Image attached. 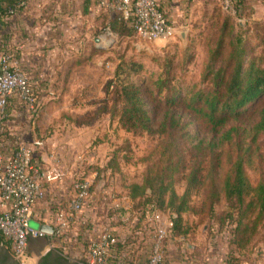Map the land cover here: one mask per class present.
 I'll return each mask as SVG.
<instances>
[{
    "label": "rangeland",
    "instance_id": "rangeland-1",
    "mask_svg": "<svg viewBox=\"0 0 264 264\" xmlns=\"http://www.w3.org/2000/svg\"><path fill=\"white\" fill-rule=\"evenodd\" d=\"M254 1L245 0L239 13L231 14L222 8L221 0H206L207 3L202 7L195 0H188V5L181 0L177 2L180 12L176 36L149 41L120 25L117 31L112 29L114 35L107 34L112 44L104 51L95 48L93 36L106 33L105 26L111 23L116 14L109 16V22L101 15L89 42L93 52L102 54L99 56L103 59L98 57L94 61L95 65L88 68L85 93L80 98L76 96L78 92L73 93L71 107L64 105L60 98L57 100L59 107L55 109H46L45 106L30 109L31 125L36 123L37 126L48 112L55 114L53 121L42 122L41 131L40 128L35 129L36 136L43 140L55 136L56 149L59 148L66 159L67 172L64 171V176L69 177L68 185L76 179H88L92 172L97 171L99 182H113L112 186H117L118 191L131 196L134 184H144L149 175L151 178L157 176L158 171L168 165L165 160L169 155L164 153V144L169 136L174 137L179 143L178 155L183 159L186 169L175 176L173 187L182 195L188 185L187 177L194 169L199 170L200 177L191 193V209L183 214L184 222L188 223L186 227L184 224V229L190 230L192 235L183 244L198 243L204 233L216 250L215 259L223 258L233 264H264V215L256 228L243 235V223L248 220L243 219L241 225L239 218L235 221L228 217L229 208H234L223 197V193L213 209L205 205L204 201L210 202L213 184L221 189L231 167L229 147L214 146V142H218L222 130L227 127L254 123L264 107V99L251 105L252 109L244 117L217 128L206 117L189 108L188 103L198 90L209 91L214 87V75L208 74L212 63L210 58L227 18L234 27V35L244 40L250 57H258L264 66V2ZM132 62L142 65L140 72L131 68ZM218 67L219 64L215 66ZM128 81L140 88L152 119L148 130L129 128L120 120L124 105L120 89ZM172 97L175 98L174 103L169 102ZM85 98L94 102L80 105L78 101ZM171 113L180 116L178 129L163 128L164 119ZM169 131H173V134L169 135ZM258 146L255 162L246 167L247 176L253 185H257L264 177V133L258 139ZM92 152L95 153L94 157ZM235 158L236 153L233 154V160ZM169 195L167 192L166 203ZM57 196L51 191L43 209L40 208L49 221L54 220L55 207L61 205L60 201L56 202ZM158 212L170 216L167 205L158 209ZM252 217H257V213ZM128 222L129 219L123 222V228L129 227ZM238 224L241 228L237 230ZM31 225L38 228L40 222L33 218ZM197 233L200 234L198 239ZM247 237L250 238L244 244ZM71 242L75 243L73 239L68 240L67 245L59 242L52 249L64 250L63 253L73 263L84 262L86 241H80L84 249L77 251V254L74 247H70ZM196 256L200 260L203 254L197 252ZM14 261L19 264L16 258Z\"/></svg>",
    "mask_w": 264,
    "mask_h": 264
},
{
    "label": "crops",
    "instance_id": "crops-1",
    "mask_svg": "<svg viewBox=\"0 0 264 264\" xmlns=\"http://www.w3.org/2000/svg\"><path fill=\"white\" fill-rule=\"evenodd\" d=\"M22 1H26V4L22 5ZM178 1L181 0H160L163 11L175 25H177L180 12ZM184 1L187 5L189 4L188 0H182V3ZM195 1L201 7L206 2V0ZM257 1L254 2L257 3ZM260 1L264 2V0ZM98 2L99 0H0V8L3 11L0 14V61L3 54H11V63L20 66L29 76L36 95L37 108L45 106L46 109H55L59 107L57 104L60 98L63 99L64 105L68 104L67 106L71 107L73 93L78 92L79 95L76 96L80 98V95L87 90V70L92 68L95 65L94 61L101 57L99 55H102L93 52L89 38L91 36L92 39L94 29L98 26V17H106V21L109 22V16L113 14L112 12L99 11ZM11 9L15 11L8 14ZM106 27L107 25L104 31H106ZM106 36L105 32L99 36H93L95 48L99 51L106 49L104 43L109 41ZM68 96L72 97L71 101ZM90 100L85 98L78 102L80 105L94 102H90ZM53 117L55 114L48 112L47 117L39 120L40 123L37 126L36 123L31 125L29 106L19 98L12 97L7 106V120L1 145L2 153L10 155L19 145L39 139L35 129L40 128L41 131L40 126L45 122L53 121ZM43 141L46 146L44 150L53 152L59 158L63 171L67 172L66 159L59 148L56 149L55 136L47 137V140ZM42 152L43 150L37 152L39 161L43 160L40 156ZM91 155L94 157L95 153L92 152ZM96 172H92L88 178L93 182V186L81 217L84 224L80 227V236L73 239L75 243L71 242L70 247H74L76 252L74 253L77 254V251L84 249L81 247L80 241H86L94 235H98L100 229L110 228L121 240V251L130 246L131 253L126 256L128 264H146L147 251H149L151 243L148 223L153 218V212L138 207L131 196L118 191L117 186H112L113 182H99ZM68 178V176H64L59 182L46 184L47 198L33 211L36 221L39 217H44L43 210L40 208L46 204L51 191L58 195L56 202L60 201L59 207L63 206V203H66L70 198L72 181L68 185ZM55 211H57V206ZM161 216L164 219L168 218L162 213ZM128 219L129 227L123 228V222ZM184 224L185 227L188 225L187 222ZM125 229L127 231H124ZM202 234L198 243L186 242L183 244L192 236L190 230L186 235L171 239L167 243V264H227L223 258L215 259V248L208 242L207 236ZM199 235L197 233V239ZM71 237L73 236L59 238L56 235H47L31 239L24 264L28 262L40 264L41 258L54 252L52 248L57 243L61 242L67 245L68 240L72 239ZM127 242L130 243L127 245ZM0 248L14 261L15 257L5 244L0 242ZM63 251L56 250V253L62 258L70 260ZM85 251H87V246ZM197 252H202L203 259L197 260ZM18 262L23 264L20 260ZM70 262L74 261L70 260ZM79 264L87 263L84 261Z\"/></svg>",
    "mask_w": 264,
    "mask_h": 264
},
{
    "label": "trees",
    "instance_id": "trees-1",
    "mask_svg": "<svg viewBox=\"0 0 264 264\" xmlns=\"http://www.w3.org/2000/svg\"><path fill=\"white\" fill-rule=\"evenodd\" d=\"M244 2L245 0L235 1L238 13ZM14 11V9H11L8 14H12ZM1 13L3 11L0 8ZM107 25L112 32L113 30L117 31L120 25L122 28H129L134 31L132 18L125 20L116 16ZM234 32V27L230 19L227 18L224 21L217 46L212 51L210 58L212 63L209 66L208 74L214 75V87L209 91L198 90L190 97L188 103L189 108L206 117L214 128L222 127L231 120H239L252 109L250 108L251 105L254 106L264 99V66L258 57H250L244 40L242 37L234 35ZM217 64H219V67L215 68ZM130 65L137 72H140L142 68V65L135 62L130 63ZM120 94L124 102L120 114L122 123L129 128L150 129L152 119L139 86L128 81L121 87ZM171 100L168 99L171 103L175 102V98L172 97ZM180 124V116L171 113L164 119L163 128L175 130L178 129ZM263 133L264 107L254 123L248 126L234 124L227 127L222 130L218 142H214V146L229 147L231 153L228 160L231 162V167L224 179L222 188L219 189L213 184L210 192V202H204L209 209H213L215 202L219 200L221 193H223V197L234 208V210L231 207L229 208L231 211L228 217L235 221H238L239 218L241 225L243 219L248 220L247 223H243V235L256 228L257 222L264 215V177L257 185H253L246 172V167L253 165L255 162V157L259 152L258 139ZM172 134L173 131H169V135ZM175 140L174 137L169 136L164 144V153L169 155L165 160L168 165L158 171L157 176L151 178L149 175L144 184H134L131 192V198L135 201V204L150 212L155 213L158 209L165 208V205L169 207L170 217L174 223L172 230L174 237L188 233V230L184 229L183 214L191 209V193L200 181L199 170L194 169L187 177L188 185L182 195H179L173 187L175 176L186 169L183 159L178 155L179 143ZM232 153H236L235 160H233ZM167 192L170 194L168 203L165 199ZM255 213H257V217L253 219L252 216ZM241 225H237V230L241 228ZM249 238H246L244 244L248 242ZM0 242L5 244L11 252L10 243L4 239L1 232ZM225 262L233 264L229 260H225ZM128 263V261L121 262L118 259L112 262V264Z\"/></svg>",
    "mask_w": 264,
    "mask_h": 264
},
{
    "label": "built area",
    "instance_id": "built-area-1",
    "mask_svg": "<svg viewBox=\"0 0 264 264\" xmlns=\"http://www.w3.org/2000/svg\"><path fill=\"white\" fill-rule=\"evenodd\" d=\"M235 1L221 0L222 8L236 14ZM25 4L26 1H22V5ZM98 7L99 11L112 12L121 19L132 18L135 33L149 41L168 39L178 33L177 25L167 17L160 0H99ZM106 28L107 34L114 35L108 25ZM11 59V54L5 53L0 61V232L10 243L12 255L24 264L31 239L47 235L59 238L69 235L73 236L72 239L80 236V227L84 224L81 217L93 182L90 179L72 181L70 198L66 205L57 206L54 220L42 216L37 219L40 224L53 226L52 234L31 225L33 211L47 198L46 184L61 181L65 174L59 158L50 150H44L42 139L21 144L10 155L1 151L11 98H19L30 109H35L37 104L31 79L20 66L12 64ZM39 150H43L41 161L37 159ZM173 225L170 216L164 219L158 211L153 213L148 223L151 243L146 264H167V243L174 238ZM86 243L87 264H112L115 259L126 262V256L131 253L130 246H127L130 242H127V249L121 251V240L110 228L100 229L98 235Z\"/></svg>",
    "mask_w": 264,
    "mask_h": 264
},
{
    "label": "flooded vegetation",
    "instance_id": "flooded-vegetation-1",
    "mask_svg": "<svg viewBox=\"0 0 264 264\" xmlns=\"http://www.w3.org/2000/svg\"><path fill=\"white\" fill-rule=\"evenodd\" d=\"M0 264H17L15 261L11 260V258L6 255L5 251L0 248ZM40 264H73L70 260H66L57 255L56 251L50 253L47 256H44L40 260Z\"/></svg>",
    "mask_w": 264,
    "mask_h": 264
},
{
    "label": "water",
    "instance_id": "water-1",
    "mask_svg": "<svg viewBox=\"0 0 264 264\" xmlns=\"http://www.w3.org/2000/svg\"><path fill=\"white\" fill-rule=\"evenodd\" d=\"M111 44H112L111 41H106V42L104 43V48H108L109 46H111ZM39 228H40L42 231H44V232H46V233H49V234H52V233L54 232V228H53V226H51V225H49V224H47V223H41L40 226H39Z\"/></svg>",
    "mask_w": 264,
    "mask_h": 264
}]
</instances>
